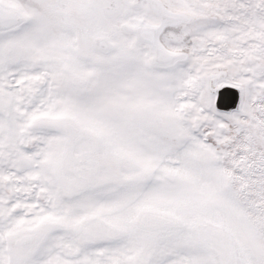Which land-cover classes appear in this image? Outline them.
I'll return each instance as SVG.
<instances>
[{"label":"snow or ice","instance_id":"1","mask_svg":"<svg viewBox=\"0 0 264 264\" xmlns=\"http://www.w3.org/2000/svg\"><path fill=\"white\" fill-rule=\"evenodd\" d=\"M0 264H264V0H0Z\"/></svg>","mask_w":264,"mask_h":264}]
</instances>
